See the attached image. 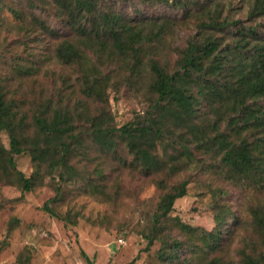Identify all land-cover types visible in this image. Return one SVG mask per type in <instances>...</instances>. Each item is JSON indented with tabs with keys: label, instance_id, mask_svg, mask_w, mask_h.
Segmentation results:
<instances>
[{
	"label": "trees",
	"instance_id": "obj_1",
	"mask_svg": "<svg viewBox=\"0 0 264 264\" xmlns=\"http://www.w3.org/2000/svg\"><path fill=\"white\" fill-rule=\"evenodd\" d=\"M111 90L143 98L122 125ZM0 133V186H51L43 210L59 220L68 193L117 206L148 182L159 264H264V204L247 201L244 221L228 188L264 197V0H0ZM195 179L210 230L172 215Z\"/></svg>",
	"mask_w": 264,
	"mask_h": 264
},
{
	"label": "rangeland",
	"instance_id": "obj_2",
	"mask_svg": "<svg viewBox=\"0 0 264 264\" xmlns=\"http://www.w3.org/2000/svg\"><path fill=\"white\" fill-rule=\"evenodd\" d=\"M190 33L180 27L170 31L165 39L167 48L182 45ZM110 104L119 125L131 120L143 106V98L129 91L111 90ZM0 141L9 146V138L0 133ZM17 164L27 177L33 173L28 154L18 156ZM137 200L125 199L117 206L83 192L68 193L58 210L59 220L43 210L54 196L51 186H37L23 193L16 186H0V264H88L86 254L95 264H159L160 243L147 248L145 233L157 201L153 184L138 183ZM232 199L240 205L243 215L247 201L264 197L248 187L228 185ZM173 216L191 226L212 229L215 226L213 198L203 181L193 180L187 195L175 202ZM240 238L232 244L234 255Z\"/></svg>",
	"mask_w": 264,
	"mask_h": 264
}]
</instances>
